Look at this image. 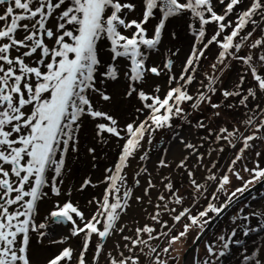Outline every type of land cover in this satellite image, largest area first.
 I'll list each match as a JSON object with an SVG mask.
<instances>
[{"label": "snow or ice", "instance_id": "6c2138e0", "mask_svg": "<svg viewBox=\"0 0 264 264\" xmlns=\"http://www.w3.org/2000/svg\"><path fill=\"white\" fill-rule=\"evenodd\" d=\"M216 2L222 11L217 10L214 0H138L137 3L122 0H0V264H32L29 255L31 234H36L39 243L53 225L65 223L71 225L69 236L58 242L65 243L69 238L83 234L82 247L78 255L76 249L65 247L48 264H72L73 259L76 264H101L102 256L106 264H168L165 256H170L173 243L184 240L191 227L201 229L193 241L198 247L211 226L246 195L253 201L264 198V192L253 195L256 185L264 184V169L259 168L258 160L253 168L244 165L243 170L252 176L248 181L235 170L242 157L238 154L231 160L227 171L242 185L234 190H228L230 175L221 176L217 171L220 154L226 147L235 149L234 140L243 141V152L253 147L250 142L261 139L259 133L264 131V99H261L264 97V0ZM137 10L140 16L129 20V14ZM157 12L160 18L149 36L146 25L156 19ZM184 13L189 14V34L195 39L179 74L173 71L172 58H167L162 67L149 66L151 55L162 43L167 22ZM210 24L215 25V31L209 37L207 26ZM257 30L261 37L248 44ZM172 38L175 39V33ZM105 42L112 60L107 65L102 63L100 55ZM213 44L221 49L217 57L221 72L230 68L226 61L235 60L252 74L254 87L243 90L245 73L235 88L223 89L220 94L225 102L231 97H240L238 102L227 107L229 110L245 107L249 115L241 123L247 130L255 127V131L245 136L235 126L209 130L208 137L202 140L214 136L220 146L209 145L217 153V160H209V164L204 165L202 161L210 153H200L203 145L183 139L177 130L174 135L190 155L181 159L176 168L186 171L192 186L206 197L211 187L210 202L192 215V208L199 200L194 196L193 205L183 207V200L172 193L171 174L161 177L163 191L159 192L155 203L151 198L147 200V204L154 207L153 213L146 214L152 224L137 226L133 235H123L127 226L120 221L130 208L133 193L124 171L129 160L138 154L140 162L149 160L150 153L145 145H152L154 133L172 129L176 120L189 122L190 110H198L204 103L213 110L225 106L223 102L212 103V96L218 91L219 77L199 73L201 60ZM246 45L249 53L241 55ZM121 59L128 62L123 72L118 63ZM212 68L215 72L217 64L214 63ZM162 73L168 78L163 98L159 95L160 85L153 89L156 95L146 94L139 87L149 75L159 77ZM121 75L127 81L125 96L136 94L142 103L136 111L145 117L126 123L124 127L119 126L113 115L93 104L95 96L105 102L111 100L99 83L105 79L116 81ZM198 75L203 79L198 80ZM193 84L197 87L190 93ZM185 102H190V110L182 107ZM86 117L92 121H107L95 124L97 142L108 143L105 133L125 141L114 169H105L104 183L108 187L101 199L93 197L88 201L89 205H96L90 218H86L78 203L68 199L62 204L56 200L54 210L38 222L39 205L49 196V191L54 197L71 194V188L64 192L65 180L71 173L69 154L75 156L79 152V134ZM257 118H262L259 124H256ZM195 126L208 127L203 120H198ZM175 127L179 128L178 125ZM87 151L95 160V148L90 147ZM166 153L167 148L162 150L157 169L172 166L166 162ZM191 156H196V163L189 167ZM197 168L205 171L202 181L196 179ZM145 174H148L146 166L134 173L135 187H140L139 177ZM98 183L93 184L91 178L86 177L78 190L83 192ZM150 190L158 189L148 174L144 196H136V202L143 204L144 197L150 196ZM164 193L172 194L166 197ZM221 193L225 194V201L215 203L220 200ZM245 209L251 211L245 214ZM144 211L147 212L146 207ZM165 215L171 223L163 219ZM184 218L188 221L184 230L175 232V225ZM253 218L257 220L255 226L251 224ZM241 219L243 223L237 224L229 235L225 236L222 231L217 237L220 251H216L215 241L206 243L208 257L199 264H222L223 258L231 255L233 246L241 249L237 257L240 264H264V241L257 239L251 247H245V239H235L238 233L244 238L264 234V206L253 209L250 202L245 203L230 217V223L236 224ZM136 223L138 225V221ZM115 234H121L125 243L121 245L117 241L115 252H106L107 240ZM94 236L97 240L95 252L88 261L86 253ZM198 261V254L194 255L193 264Z\"/></svg>", "mask_w": 264, "mask_h": 264}, {"label": "rangeland", "instance_id": "374dc122", "mask_svg": "<svg viewBox=\"0 0 264 264\" xmlns=\"http://www.w3.org/2000/svg\"><path fill=\"white\" fill-rule=\"evenodd\" d=\"M122 2L137 3L138 0H122ZM214 5L217 10L222 11L221 6L216 2V0H214ZM139 16L140 13L139 10H137V12L129 14L128 19H136ZM159 18L160 13L157 12L156 19L150 20L146 25L149 30V36L153 34L154 26L157 24ZM234 18L235 17H233V19ZM189 23L190 21L188 13H184L183 15L170 19L167 22L166 28L163 31L162 43L159 46L158 51L151 55L149 66L162 67L167 58H172L174 60L173 71L174 73L179 74L181 66L190 53L195 39L193 35L189 34ZM248 30L250 31L251 27H249ZM214 31L215 25L210 24L207 26L209 37L214 33ZM229 31H231V29H229ZM172 33H175V39L172 38ZM258 37H261V32L259 30H257L251 37V40L248 41V44L254 42ZM220 51L221 49L216 44H213L209 47V49L205 52L204 58L201 60L199 73L207 74L209 76L215 75L219 77L220 83L217 85L218 91L214 96H212V103L216 104L223 102L225 106L213 110L207 103H204L198 108V110H190V102H185L183 103L182 107L185 110H190L189 122L185 123L180 120H176L174 121V127L172 129H161L154 133L152 145H145L146 149L150 153V159L147 161H151L146 165V167L148 168V174H150L153 178V182L157 184L158 190H150V196L144 197L143 204L137 203L135 197L144 196V189L147 187L148 182V174L139 177L140 187H135L133 184L134 173L139 168L135 169L131 175L127 176L128 186L133 187V193L132 198L129 201L130 208L127 210V213L121 217L120 221L121 224L127 226L123 235H133L137 226L143 227L145 225L152 224V221L146 219V214L153 213L154 207L148 205L147 200L151 198L155 203L157 195L159 192L163 191V184L160 182L161 177L171 174V180L174 185L172 193L178 195L179 198L183 200V207H189L193 205L194 196L199 200V203L192 208V215H195L197 211L202 210L203 207L210 202L209 198L211 197L212 188H208L206 197L204 194L197 192V190L192 186L186 171L183 169L178 170L176 168V164L179 163L181 159L190 155L189 151L184 148V145L181 144L180 140L174 135L177 130L180 132L183 139L194 144H202L203 146L199 149L200 153H210V155H206L203 159L202 163L204 165H208L209 160H217V153L213 152L209 145L211 144L212 147L220 146L219 142L215 141L214 136L209 137L207 140H202L203 137H208L209 130L214 131L220 129L221 127L232 129V127L235 126L243 134L249 135L252 131H255V127H253L251 130H247L245 125L241 123V121L246 120L249 115L248 110L245 107H233L231 110H229L227 107V105L238 102L240 97H231L225 102L224 97L220 94L223 89L231 90L235 88V86L239 84L240 76L245 73L247 74L246 82L243 85V90H247L249 87H254L255 85L253 83L252 74L247 72V69L244 66L239 65L235 60L226 61L225 63L230 64V68L221 72L220 68L222 66L217 62L218 53ZM177 52L178 54H176ZM170 53L173 55L169 56ZM248 53L249 47L246 45L243 48L241 55H246ZM100 55L102 57L103 64L107 65L112 63L107 42H105L104 48L101 49ZM118 63L120 69H122L121 72H123L127 67L128 62L121 59ZM214 63L217 64V70L215 72L212 68ZM167 79V75L163 73L159 77H156L155 75H149L146 78V82L139 87L142 88L146 94L156 95L153 89L156 85H160L161 91L159 95L161 98H163L168 87ZM197 79H203V76L198 75ZM99 87L106 90L107 94L111 96V100L105 102L102 101L99 96H95L93 100L94 106H98L100 110L107 111L110 115H113L114 118L118 120L120 127H124L126 123H131L135 119L143 120L145 118L136 111V109L142 107V103L137 98L136 94H133L131 97L125 96L127 91V81L122 75L120 79L116 81L105 79L103 83H99ZM196 87L197 85L193 84L190 88V93L194 92ZM261 99H264V97ZM251 106L252 104L250 102L249 107ZM217 112L219 114L218 116L216 115ZM261 119L262 118H257L256 124H259ZM198 120H203L208 127L206 129L197 128L195 125ZM99 122L107 123V121H92L91 118H85L83 127L81 128L79 134V152L75 156L71 153L69 154L68 167L71 169V173L65 180L64 192L67 193L68 189L71 188V194L70 196L61 195L60 197H54L49 191V196L39 205L37 216L38 222L43 221L47 214L51 210H54L53 204L56 200H59L61 204L68 199H70L74 204L78 203L80 210L84 211L86 218H90L92 212L96 210V205H89L88 201L93 197H96L97 199L102 198L105 189L108 187L107 183H104L106 175L105 169H114L115 164L118 162L119 155L122 152L123 144L125 143L124 140H118L116 137L110 136L107 133L104 134L105 138L108 140L107 144L97 142L95 130H93V128L95 129V124ZM177 125L179 126L178 129L175 127ZM259 136L261 139L251 141L250 143L253 145V147L248 148L246 151L241 152L243 141L240 142V140H234L233 143H235V149L226 147L224 152L220 154L217 171L221 176L225 174L230 175L231 183L228 185V190H234L242 186L240 180H238L234 174H230L227 171L231 160L238 154L242 157V159L235 165V170L239 172L240 176H242L245 181L252 179L251 174L243 170L245 164L248 168H253L255 166L254 162L258 160L259 168L264 169V131H261ZM236 139H239V137ZM90 147L95 148V160L93 159V156L87 151V149ZM165 148H167V153L165 156L166 162L170 163L172 166L157 169L156 165L161 158L162 150ZM257 153L260 155L257 156ZM135 159L137 162L142 164L141 167H144L143 164L146 161L140 162L139 154ZM195 163L196 156H191V158L188 160V166L192 167ZM195 175L198 181H202V178L205 176V171L202 168H197ZM86 177H90L93 181V184H97V182L100 183H98V186H89L83 192H81L78 189ZM166 182L167 181H165V183ZM249 187H252V185H249ZM46 191L48 190L46 189ZM261 192H264V184L254 189L253 195L259 196ZM172 193L164 194L166 197H168ZM225 199V194L221 193L220 200L215 201V203H222L225 201ZM248 202L251 203L253 209L264 206V198L253 201L251 196L246 195V197L239 203L234 204L231 208H229L212 225L211 230L206 233L202 240H200L198 247L195 246L192 250L188 251L183 258L186 248L193 243L198 232L201 231L200 228L191 227L184 240H178L177 242L173 243V251H171L170 256H165V259L168 260V264H193V257L197 254L199 257V264L200 261H203L208 257L205 245L209 242L215 241L217 245L216 251H220V242L218 241L217 237L222 233V231L225 236L229 235L232 229L237 226V224L243 223L242 219L238 220L236 224L230 223V217L236 214L237 210L243 208L244 204ZM145 207L147 212L143 211ZM244 211L245 214H247L251 211V209H245ZM163 219L171 223L169 216L165 215ZM137 221L138 225L136 223ZM143 222H145V224L142 225ZM77 223L81 227L83 226L79 221H77ZM185 223H188L187 218H184L180 223L175 225V232L183 231ZM251 224L255 226L257 224V220L253 218L251 220ZM70 229L71 225L68 223H65L62 226L53 225L51 229L47 230L49 234L39 243L37 242L36 234H31L29 255L32 264H48V261L51 258L62 251L63 248L69 246H71L73 249H76L75 254L78 255L79 250L82 247L83 234H81L79 237H71L65 243L58 242L62 237L69 236ZM129 229H131V231ZM235 239H245V247H251L252 242L256 241L257 239L264 241V234H260L259 237L257 234H253L249 238H244L241 233H238ZM117 241H119L121 245L125 243V241H123L121 238V234H115L107 240L105 251L115 252V244ZM96 242L97 240L94 236L92 238L91 246L86 253V259L88 261H91L93 258ZM160 243L161 248H163L164 242L161 241ZM240 251L241 249L238 247H231V255L224 257L222 264H240L239 259H237ZM125 254H127L126 250ZM171 257H177L179 259L172 260ZM100 259L101 264H106V260L103 256ZM72 264H76L75 259H73Z\"/></svg>", "mask_w": 264, "mask_h": 264}, {"label": "bare ground", "instance_id": "6f19581e", "mask_svg": "<svg viewBox=\"0 0 264 264\" xmlns=\"http://www.w3.org/2000/svg\"><path fill=\"white\" fill-rule=\"evenodd\" d=\"M126 65V64H125ZM124 65V66H125ZM122 70V69H121ZM93 130H95L94 128H93ZM94 133V132H93ZM151 161H146L143 165L144 166H146L147 164H149ZM142 166V164H140L139 162H137V160L136 159H132V160H130L129 162H128V167L127 168H125L124 169V171L127 173V176L128 175H131L134 171H135V169H138V168H140ZM143 211H144V209H143ZM143 224H145V222H143L142 223V225Z\"/></svg>", "mask_w": 264, "mask_h": 264}, {"label": "water", "instance_id": "95a60500", "mask_svg": "<svg viewBox=\"0 0 264 264\" xmlns=\"http://www.w3.org/2000/svg\"><path fill=\"white\" fill-rule=\"evenodd\" d=\"M261 185H262V184H258V185H256V187H255L254 189L258 188V187L261 186ZM211 227H212V226H211ZM207 232H208V231H207ZM207 232H206V233H207ZM206 233H205V235H206ZM205 235H204V236H205ZM204 236H203V237H204ZM199 242H200V241H199ZM199 242H198V243H199ZM194 247H195L194 243H192L189 247H187L186 250H185V252H184V254H183V258H184V256L186 255V253H187L188 251L192 250ZM183 258H182V259H183Z\"/></svg>", "mask_w": 264, "mask_h": 264}, {"label": "trees", "instance_id": "16d2710c", "mask_svg": "<svg viewBox=\"0 0 264 264\" xmlns=\"http://www.w3.org/2000/svg\"><path fill=\"white\" fill-rule=\"evenodd\" d=\"M245 136H247V134H244ZM242 140H240V142H241Z\"/></svg>", "mask_w": 264, "mask_h": 264}]
</instances>
